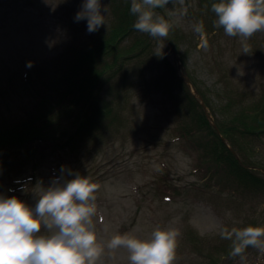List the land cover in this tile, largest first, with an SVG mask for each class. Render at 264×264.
Here are the masks:
<instances>
[{
	"label": "rangeland",
	"instance_id": "374dc122",
	"mask_svg": "<svg viewBox=\"0 0 264 264\" xmlns=\"http://www.w3.org/2000/svg\"><path fill=\"white\" fill-rule=\"evenodd\" d=\"M82 2L0 0V131L30 122L45 109L46 104L40 105L42 98L58 97L57 90L44 95L50 82H58L60 90L66 88L64 73L95 35L87 31L86 20L74 19ZM101 4L107 8L106 25L97 34L113 20L109 4ZM158 15L174 24L171 42L139 31L131 35L125 47L136 36H147L153 40L151 48L138 59H119L113 67L118 64L123 69L106 82L103 75L99 94L90 104L102 105L98 109L107 110L106 118L98 124L96 111L86 110L93 119L84 132L104 129L101 136L92 141L77 138L65 148L41 139L4 147L0 194L16 196L34 207L37 184L47 187L61 176L63 166L66 176L69 171L78 172L100 185L94 221L103 242L118 233L146 239L156 228H176L181 235L174 264H264V254L251 247L242 256L232 257V242L220 235L224 229L262 222L264 188L237 182L228 164H211L203 148L195 147L179 131L181 125L191 127L189 110L197 102L219 133L216 121L226 125L231 116L224 110L228 91L242 97L264 89V32L243 42L225 35L211 23L216 17L205 0H173ZM200 22L203 37L194 31ZM244 43L251 49L248 54L242 53ZM169 66L186 84L177 85V95L165 86H154L157 74L159 78L169 75ZM70 107H75L73 114L67 108L52 116L57 129L76 128V116L84 112V106ZM179 109L185 111L183 116ZM203 139L214 144L213 134ZM243 148L247 161L258 164L250 169L264 177V138L244 142ZM100 264H129L128 253L124 249L105 253Z\"/></svg>",
	"mask_w": 264,
	"mask_h": 264
},
{
	"label": "clouds",
	"instance_id": "9594fccd",
	"mask_svg": "<svg viewBox=\"0 0 264 264\" xmlns=\"http://www.w3.org/2000/svg\"><path fill=\"white\" fill-rule=\"evenodd\" d=\"M170 2L131 0L134 29L153 39H166L174 24L155 10ZM211 11L216 17L214 26L229 37L243 42L264 32V0H218ZM106 14L101 0H83L74 19L86 20L87 31L94 33L106 25ZM194 31L203 37L204 24L197 23ZM250 51L244 43L242 53ZM156 55H161L159 48ZM64 173L62 166L61 176L47 187L37 184L34 207L16 196L0 194V264H100L105 253L119 249L127 251L129 264H174L181 235L178 229L156 228L146 239L118 233L103 242L94 221L100 185L78 172ZM220 235L232 242V257L242 256L249 247L264 254V225L224 229Z\"/></svg>",
	"mask_w": 264,
	"mask_h": 264
},
{
	"label": "trees",
	"instance_id": "16d2710c",
	"mask_svg": "<svg viewBox=\"0 0 264 264\" xmlns=\"http://www.w3.org/2000/svg\"><path fill=\"white\" fill-rule=\"evenodd\" d=\"M205 1L210 7L213 3L218 2V0ZM101 2L108 3L110 6V11L113 14L111 24L105 27L103 32H98V34L95 32L88 46L81 52H78L73 65L62 77L66 85L64 90L59 89L58 82H50L49 87H46L44 95L48 94L50 90L52 93L57 90L58 97L54 96L49 100L42 98L40 100L41 103L40 101L39 103L41 106H45L46 104V107L44 110L38 111L35 118L30 122L19 125L14 124L0 131V134H2L0 136V148H3L0 150L5 151V148L12 149V147H19L20 144L25 145L27 143L39 141L38 139H41L40 141L49 140L54 145L61 144L60 146L65 148L77 138H88L92 141L101 136L102 130L104 129H93V132L86 133L84 132V126L93 119L90 118L86 112L88 108H92L93 111H96L95 116L99 119L98 124L100 123V118H106L105 113L107 110H105L104 107L98 109L102 105L95 107L90 104L94 98L96 99L97 94H99L98 92L104 80L102 79L103 75L105 74L106 82V79L109 80L114 74L119 73L120 70L123 69V67L118 64L113 67L114 63L118 62L119 59H121V62L129 61L130 59H138L148 52V49L151 48L149 44L153 42L150 37H147V34L145 37L136 36L135 40L125 47L123 43H125L131 35L138 32L133 27L136 17L130 12L131 0H101ZM171 2H173V0H171ZM164 8L156 9L155 11L157 14L162 13ZM212 22L213 20H211V23ZM164 40L171 42L170 33ZM123 51L126 53L123 54ZM172 68V66H169V75L166 74L168 77L165 75L164 78L162 76L159 78V74H157L154 86H165L171 94L177 95L180 93L177 85L180 86V84H182L185 86L186 84L181 78L177 79L175 71ZM113 69L115 70L112 72ZM234 91H228L229 98L224 108L225 111L230 112V120H228L226 125H222L220 122L216 121V127L219 133H216L214 126L211 125L207 116L203 113V108L199 106L197 102H195L189 110V112L192 110L191 115L188 112L186 113V116L190 115L191 127L187 129L186 124L183 126L181 125L179 131L182 136L186 140L191 141L195 147L199 144L198 146L203 148L204 156L207 157L206 160H209L211 164L217 167H223V164H228L231 169V176L237 178V182H242L246 186H249L250 183L254 187L262 186V188H264V177L261 176L258 171L250 169V166L255 168L258 164L254 165L249 163L241 154V152L244 153V142H249L250 144L254 140L264 138V89H261L259 94H247L242 97L241 95L236 96ZM200 94L203 97L202 93ZM190 95L191 94L187 91L186 98L190 99ZM203 99L205 98L203 97ZM81 100L83 102H79ZM204 101V105L208 107L209 103L206 99ZM78 103L84 106V112L76 116V128L64 131L57 129L58 126L52 124V116L55 113L65 111L67 108H69L70 113L73 114L74 111L72 110L75 107L70 106ZM112 105L113 103L111 106ZM98 110H100L102 114ZM178 113L183 116L185 111L179 109ZM115 119L117 118L115 117L114 120ZM111 120L114 122L113 118H111ZM106 122H110V119H105V123ZM227 126L229 129L226 128ZM64 134H66V139L62 144L61 141ZM212 134L214 135V144L210 146L208 143L206 144L203 138L205 135ZM224 142L227 145H225ZM246 156L249 158L248 155ZM252 225H264V217L261 223L259 221H253ZM213 262L211 264H217V262Z\"/></svg>",
	"mask_w": 264,
	"mask_h": 264
},
{
	"label": "water",
	"instance_id": "95a60500",
	"mask_svg": "<svg viewBox=\"0 0 264 264\" xmlns=\"http://www.w3.org/2000/svg\"><path fill=\"white\" fill-rule=\"evenodd\" d=\"M187 80V79H186Z\"/></svg>",
	"mask_w": 264,
	"mask_h": 264
}]
</instances>
